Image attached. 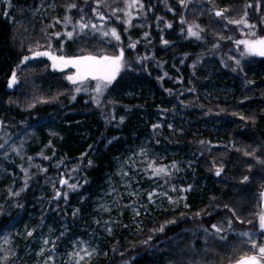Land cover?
<instances>
[{
	"label": "trees",
	"instance_id": "16d2710c",
	"mask_svg": "<svg viewBox=\"0 0 264 264\" xmlns=\"http://www.w3.org/2000/svg\"><path fill=\"white\" fill-rule=\"evenodd\" d=\"M11 1L0 12V120L31 132L34 141L19 143L27 156L44 157L33 158L37 167L18 195L24 185L16 167L0 165V233L50 202L47 219L66 238L77 221L84 224L77 211L105 188L124 146L147 136L173 152L142 166L146 180L177 160L186 169L164 173V208L144 213V228L130 226L120 205L93 264H232L254 253L234 232L252 227L264 235V57L233 63L239 29L227 20L247 17L261 28L264 0H141V21L129 26L125 0H54L55 9L51 0ZM217 10L225 20L216 21ZM188 24L199 26L197 36L188 35ZM101 26L119 39L96 32ZM46 51L64 59L122 53L121 67L96 103L93 91L50 70L45 55L25 60ZM13 75L18 81L9 87ZM214 75L224 79L208 94ZM158 111L182 112V130L154 131Z\"/></svg>",
	"mask_w": 264,
	"mask_h": 264
},
{
	"label": "rangeland",
	"instance_id": "374dc122",
	"mask_svg": "<svg viewBox=\"0 0 264 264\" xmlns=\"http://www.w3.org/2000/svg\"><path fill=\"white\" fill-rule=\"evenodd\" d=\"M187 1L188 4L194 0ZM11 5V0H0V12L7 13ZM50 8L55 9L54 0L50 1ZM188 9L190 12L195 11L193 7H188ZM144 10L145 8L141 0H125V23L129 26L133 20H136L133 23L140 22V18H142L140 12ZM219 11L220 10H217V12ZM248 12L250 14L253 11L248 9ZM249 14L245 13L246 16ZM221 18L224 20L226 19L223 15L215 19L219 22L220 20L218 19ZM209 19L212 20L210 16ZM239 21L244 22L234 23L233 21L230 23V21L227 20L229 25L238 26L239 29V37L235 40V45L232 49V51H234V56L232 58L234 60L233 63H240L242 60L252 56L250 49L251 44L264 39V19L261 28L258 27L257 23L254 24L253 22H249L247 17ZM188 25V35L197 36L198 29L200 32L199 26L197 24ZM103 28L104 27L101 26L94 30L102 33L104 36H106L105 33L113 36L112 30L108 33ZM191 33H195V35ZM241 42H247V46L245 43ZM38 53L39 52H36L35 54ZM45 53H47L45 56L49 59V64L47 66L50 70L65 71L66 74L64 77L71 84L82 85L78 88L85 91H93L96 103L100 101L102 91L105 88V81L92 79L94 81L93 83L85 80V83L84 81L73 83L68 77H75L77 75V69L71 64L65 66L59 60L61 57L56 56L54 52L46 51ZM86 56L88 55L66 59H64V57L62 58L64 60H76ZM104 56L110 58L121 57V54L115 56L99 55L94 57L100 58ZM51 57H56L57 59L54 61ZM224 63L228 64L229 60H224ZM13 76L10 81H12ZM214 76L213 78H207L206 84L208 86H206L205 89L208 88L209 92L206 90L208 94H212L211 91L213 90L210 91V89L218 85L215 82L218 78L224 79L216 75ZM17 81L15 77V83H13L12 86H14ZM220 83L227 84L224 81H220ZM97 84L101 86L100 91H97ZM207 93L204 95H207ZM158 114L160 116L154 119V131H160L164 128L171 132H180L182 130V125L186 119L185 117L182 118V112H172L171 115H169L166 111H158ZM6 124L7 123L0 120V165L6 164L11 169L16 167L14 175L18 183L24 185V187L18 189L19 191L16 190L15 193L13 192V195H18L25 189L31 171L37 167L33 163V158L36 156L44 157V155L42 151H40L39 154L34 155L33 153L27 156V154H25V143L22 144L19 143V141L21 139L25 141H34L35 136L32 138L31 132L27 131L19 133L18 126L14 128L15 126H6ZM19 135L22 137H18ZM167 146L168 145L165 146L164 144V147H159L158 143L152 142L151 137L147 136L131 138L130 142L124 146L119 155L115 158V168L111 172H108L105 188H103L97 196L86 200L85 206L80 209L81 211H77L80 214V220L84 223L83 225L80 221H77L73 228L74 230L64 238L61 236V231H57L53 220L47 219L46 215L48 212L46 207L49 208L50 206V202H47L46 207L40 208V214L39 212L36 213L31 210L24 220L17 221L13 227L0 233V264H93L96 257L101 254L102 249L100 241L103 239V236L111 235L116 229L115 211L118 212L120 210V205L124 206L125 210L128 212L130 226L138 229L144 228V218L142 217L144 213L148 216L153 214V207L156 209L164 208V193L168 192L170 188L168 181L161 180L164 173L170 174L171 171L174 170L176 173L181 174L186 169L181 161L177 160L172 166L167 165L163 170L164 172L157 171L152 179L146 180L142 176L144 175L142 166L150 161L165 162V158L172 154L173 151ZM3 161H6V163ZM59 181L62 186L64 184V177L59 179ZM74 183L76 182L73 181L72 186ZM58 193L60 194V192ZM164 227L166 226L164 225ZM255 227H257V223ZM212 228L217 233L222 232L221 227L213 225ZM217 229H219V231H217ZM29 233H31V235H29ZM234 233L243 237V239L245 237L246 240L249 241V247L255 250L253 251L254 253L251 254H258V248L264 246V235L262 234L259 238L256 228L251 227V229H242ZM244 233H248V235H243ZM258 238L262 240L261 244L257 243ZM45 241H47V243H45ZM253 243H255L257 247L254 248ZM151 261L152 262L147 261L146 263L158 264L157 261Z\"/></svg>",
	"mask_w": 264,
	"mask_h": 264
},
{
	"label": "snow or ice",
	"instance_id": "6c2138e0",
	"mask_svg": "<svg viewBox=\"0 0 264 264\" xmlns=\"http://www.w3.org/2000/svg\"><path fill=\"white\" fill-rule=\"evenodd\" d=\"M218 16L222 15V13L217 12ZM233 21H230V23ZM244 21H234V23H241ZM83 27V25H81ZM107 35V33H105ZM192 35H195V33H191ZM71 35V33H69ZM112 35L116 37V39H119V36L116 34L115 30H112ZM245 43L247 46V42H241ZM256 45L260 46V50L257 52L259 55H264V39L258 40L255 42ZM255 47V45H253ZM38 55H47V53H38ZM122 57V53H121ZM121 57H94V56H86L82 59H76V60H64L62 57L59 58L60 62L63 63L65 66L68 64H71L73 67L77 69V75L75 77L69 76L68 79L72 81L73 83H76L77 81H84L88 78H91L93 80L97 81H105L106 83L104 86L106 87L108 84H111L112 81L115 79L116 74L119 72L120 69V60ZM54 61L57 59L56 57H51ZM27 59V57L25 58ZM15 83V76H13L12 81L9 83V87L12 86V84ZM101 90L100 84H97V91ZM79 91V89H77ZM158 171H163V169H160ZM219 174V173H217ZM247 179V178H245ZM260 229L264 230V216L260 217ZM219 231V229H217ZM31 235V233H29ZM243 235H248V233H244ZM47 243V241H45ZM253 247H257L255 243H253ZM262 261H264V246H260L258 248V254L253 256H247L241 258L239 261H237V264H262Z\"/></svg>",
	"mask_w": 264,
	"mask_h": 264
},
{
	"label": "water",
	"instance_id": "95a60500",
	"mask_svg": "<svg viewBox=\"0 0 264 264\" xmlns=\"http://www.w3.org/2000/svg\"><path fill=\"white\" fill-rule=\"evenodd\" d=\"M253 45H255V47H253ZM250 49H251L252 54L255 55L256 57H261V58L264 57V55L257 54V52L260 50V46L256 45L255 42L251 44ZM41 53H44V52H41ZM42 56H44V55H38V54L33 53V54L28 55L27 59H25V60L26 61L27 60H32V59H36V58H39V57H42ZM88 79H91V78H88ZM88 79H86V80H88ZM262 197H263V200H262V203H261V207H262L263 211H262V215L261 216H264V191H263ZM253 255H255V254H250V255L243 256V257L253 256ZM240 259H238L237 261H239ZM237 261H235L232 264H237ZM262 264H264V261H262Z\"/></svg>",
	"mask_w": 264,
	"mask_h": 264
}]
</instances>
